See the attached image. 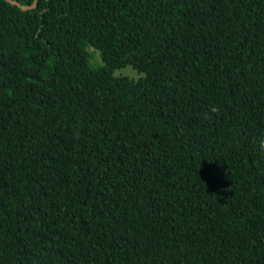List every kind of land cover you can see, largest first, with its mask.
<instances>
[{
  "label": "trees",
  "instance_id": "16d2710c",
  "mask_svg": "<svg viewBox=\"0 0 264 264\" xmlns=\"http://www.w3.org/2000/svg\"><path fill=\"white\" fill-rule=\"evenodd\" d=\"M262 138L264 0H0V264H264Z\"/></svg>",
  "mask_w": 264,
  "mask_h": 264
},
{
  "label": "clouds",
  "instance_id": "9594fccd",
  "mask_svg": "<svg viewBox=\"0 0 264 264\" xmlns=\"http://www.w3.org/2000/svg\"><path fill=\"white\" fill-rule=\"evenodd\" d=\"M120 75L126 77L131 82L136 83L139 79L143 78V73L138 70L132 68L131 66L125 65L120 72ZM259 146L261 150H264V138L260 139Z\"/></svg>",
  "mask_w": 264,
  "mask_h": 264
},
{
  "label": "rangeland",
  "instance_id": "374dc122",
  "mask_svg": "<svg viewBox=\"0 0 264 264\" xmlns=\"http://www.w3.org/2000/svg\"><path fill=\"white\" fill-rule=\"evenodd\" d=\"M91 52H92V60H91L92 63H93V64H100V63H101V57H100L99 52H97V51H95V50H93V49H91ZM121 69H122V68L117 69V70L114 72V74H115V75H120Z\"/></svg>",
  "mask_w": 264,
  "mask_h": 264
},
{
  "label": "water",
  "instance_id": "95a60500",
  "mask_svg": "<svg viewBox=\"0 0 264 264\" xmlns=\"http://www.w3.org/2000/svg\"><path fill=\"white\" fill-rule=\"evenodd\" d=\"M30 6H26V5H21V8L22 9H27V8H29Z\"/></svg>",
  "mask_w": 264,
  "mask_h": 264
}]
</instances>
